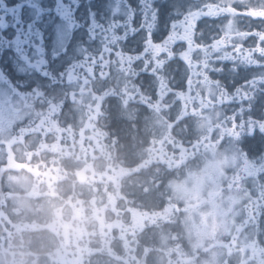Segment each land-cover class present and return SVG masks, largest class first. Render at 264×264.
I'll return each instance as SVG.
<instances>
[{
  "label": "flooded vegetation",
  "instance_id": "obj_1",
  "mask_svg": "<svg viewBox=\"0 0 264 264\" xmlns=\"http://www.w3.org/2000/svg\"><path fill=\"white\" fill-rule=\"evenodd\" d=\"M0 264H264V0H0Z\"/></svg>",
  "mask_w": 264,
  "mask_h": 264
},
{
  "label": "clouds",
  "instance_id": "obj_2",
  "mask_svg": "<svg viewBox=\"0 0 264 264\" xmlns=\"http://www.w3.org/2000/svg\"><path fill=\"white\" fill-rule=\"evenodd\" d=\"M107 172L100 171L98 168L96 169H90V175L87 178V185H90L93 190L95 191L97 186L100 187L102 191V195H97L94 198L97 200L104 199L105 196L108 197V204H105L104 207H108V205H112L113 207L116 206L118 201L120 199L124 198V193L122 192L123 183L121 178L117 177H108ZM64 178L61 177V180ZM73 185H80V177H76L74 179H71L70 182L67 185H64L61 188V191H67L69 188H71ZM111 187V191H106ZM72 199V196L70 195L68 197V201ZM67 203V201H66ZM79 203V201H77ZM103 211V209H101ZM95 213L93 212L92 216L86 217L89 223H91L92 219L94 218ZM84 219L80 217L78 214L77 216H72L70 212L65 213V218L60 222V228L63 230V233L65 237L71 235V236H77L81 228L84 224ZM117 226H119V223L117 222Z\"/></svg>",
  "mask_w": 264,
  "mask_h": 264
},
{
  "label": "snow or ice",
  "instance_id": "obj_3",
  "mask_svg": "<svg viewBox=\"0 0 264 264\" xmlns=\"http://www.w3.org/2000/svg\"><path fill=\"white\" fill-rule=\"evenodd\" d=\"M57 22H60V18H59V17H57ZM36 23H37V26H38L39 23H40V21H37ZM25 27H26V28H27V27H30V23H29L28 25H25ZM52 30H53V36H52L51 38H52L53 40H58V38L56 37V23H54V24L52 25ZM64 30L66 31V28H65ZM30 36H31V34H30ZM19 39H20V40H25V39H27V38L24 37V36H21ZM42 39H44V37H43L42 34L40 35V38H39V39H37L36 36H31V38L28 39V42H27V43H24L23 47H24L25 49H28L29 52H31V51H35V49L31 47V45H32L33 43H35V44H40V41H41ZM69 46H71V41L69 42ZM8 50L11 51L12 49L10 48V49H8Z\"/></svg>",
  "mask_w": 264,
  "mask_h": 264
}]
</instances>
